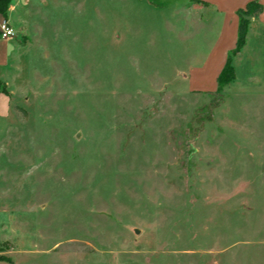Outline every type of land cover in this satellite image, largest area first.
Wrapping results in <instances>:
<instances>
[{"label": "rangeland", "instance_id": "rangeland-1", "mask_svg": "<svg viewBox=\"0 0 264 264\" xmlns=\"http://www.w3.org/2000/svg\"><path fill=\"white\" fill-rule=\"evenodd\" d=\"M183 1L10 0L0 264H264V34L219 100Z\"/></svg>", "mask_w": 264, "mask_h": 264}, {"label": "crops", "instance_id": "crops-1", "mask_svg": "<svg viewBox=\"0 0 264 264\" xmlns=\"http://www.w3.org/2000/svg\"><path fill=\"white\" fill-rule=\"evenodd\" d=\"M9 6V11L19 7L22 0H12ZM185 7L181 10L180 8ZM250 5L252 10H257L247 17L248 26L245 37V42L240 52L232 58V66L235 71V79L229 83L234 84L236 80V64L235 61L240 60L242 55L251 51V44L253 40L264 34V0H185L181 3L179 9L175 13L179 16L193 18L194 21L201 19L205 15L208 22H215L217 27L215 29V40L210 46L211 52H219L220 55L212 62V73L217 79L223 66L225 65L228 54L235 49L238 26H239V10H245ZM254 12V13H253ZM3 17L0 15V18ZM9 22V21H8ZM10 39L0 41V81L6 86V93H0V121L8 119L11 115V92L8 91V65L10 58ZM211 62V56L207 58L206 64ZM206 64L200 65V72H204Z\"/></svg>", "mask_w": 264, "mask_h": 264}, {"label": "trees", "instance_id": "trees-1", "mask_svg": "<svg viewBox=\"0 0 264 264\" xmlns=\"http://www.w3.org/2000/svg\"><path fill=\"white\" fill-rule=\"evenodd\" d=\"M10 4V0H0V15L5 17L7 15L8 6ZM252 7L250 5L247 6L245 10H239L238 16H239V26H238V36L236 41L235 49L232 50L226 59L225 65L223 66L221 72L219 73L217 77V96L220 100L222 97V91L225 86H227L229 83H231L235 79V71L232 66V58L236 56L241 48L244 45L245 37L247 33V26L248 21L247 17L252 13ZM0 93H6V87L5 85L0 81Z\"/></svg>", "mask_w": 264, "mask_h": 264}, {"label": "built area", "instance_id": "built-area-1", "mask_svg": "<svg viewBox=\"0 0 264 264\" xmlns=\"http://www.w3.org/2000/svg\"><path fill=\"white\" fill-rule=\"evenodd\" d=\"M15 36L14 30L9 25L8 20L4 17L0 18V41L1 40H8Z\"/></svg>", "mask_w": 264, "mask_h": 264}]
</instances>
